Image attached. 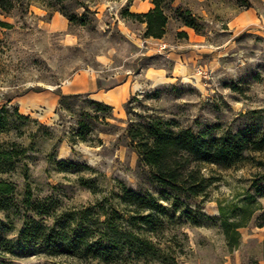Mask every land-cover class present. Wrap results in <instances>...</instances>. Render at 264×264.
<instances>
[{
  "label": "rangeland",
  "instance_id": "obj_1",
  "mask_svg": "<svg viewBox=\"0 0 264 264\" xmlns=\"http://www.w3.org/2000/svg\"><path fill=\"white\" fill-rule=\"evenodd\" d=\"M141 1L31 0L25 11L21 0H10L13 9L0 14L11 24L0 28V118L6 128L0 154L17 152L0 163V185L14 187L0 194V264H107L104 250L113 231L145 235L122 211V198L128 191L157 195L159 188L120 129L100 133L102 145L73 142L74 119L58 110V94L112 106L118 128L126 126L124 104L138 96L131 103L133 122L143 116L175 120L215 137L264 130V0L247 10L233 0H174L172 7L189 10L202 33L168 11L162 39H143L144 25L123 15L140 13L138 5L147 12ZM72 14L81 21L71 23ZM203 172L215 178L200 211L209 218L165 221L171 244L161 247L173 242L181 252L178 264H264V226H256L264 213V180L253 186L262 170L246 161L237 169L208 166ZM248 196L256 211L239 229L240 246L229 251L215 220L217 201L230 209ZM135 261L124 252L113 262Z\"/></svg>",
  "mask_w": 264,
  "mask_h": 264
},
{
  "label": "trees",
  "instance_id": "obj_2",
  "mask_svg": "<svg viewBox=\"0 0 264 264\" xmlns=\"http://www.w3.org/2000/svg\"><path fill=\"white\" fill-rule=\"evenodd\" d=\"M50 3L60 4L67 0H48ZM152 8L145 13L123 12L144 25L143 39H162L166 34L169 22L167 12L174 14V19L182 25L192 29L196 34L202 33L201 24L189 10L172 7L174 0H148ZM242 10L252 8L259 0H233ZM31 0H21V9L27 11ZM10 0H0V14L7 15L13 9ZM68 20L73 23L81 21L75 14L69 15ZM11 24L0 20V28H10ZM179 38H186L185 32L177 33ZM58 110L72 116L75 123L72 141L87 145L101 144L100 133L113 135L121 130L126 146L137 156L140 166L147 170L149 180L159 188L157 195L146 193L125 192L123 195L124 208L122 211L129 215V220L145 229V235L132 232L117 233L108 237L109 248L104 250V261L114 264V257L118 254L123 258L124 252L136 256L134 264H141L140 258H152L159 264H165L163 257L169 258L167 264H178L177 254L172 245L163 249L164 242L171 244L165 238L164 222L178 219L193 221L195 216H204L200 211L210 201V188L215 178L205 176L203 170L214 166L225 170L237 169L246 161L262 170V174L254 175L253 186L264 180V159H257L255 154H264V130L257 133L237 131L235 133L215 136L196 134L190 128L183 127L175 120H163L150 116H143L142 120L133 122L131 117V103L138 102V96L131 97L125 104L127 116L126 126L118 128L111 120H116L112 114V106L100 101L87 98L84 95L58 94ZM23 118L22 116H19ZM5 124L0 118V133L5 132ZM16 151L0 154L3 159L10 160ZM64 165L65 162H59ZM258 175H261L260 177ZM259 177V178H258ZM14 187L0 185V194H11ZM30 192H27L29 203ZM254 200L248 196L241 207L228 209L217 201V220L222 230L226 248L229 251L240 246L241 235L239 229L247 227L253 218L256 208L249 204ZM177 215V216H176ZM258 218L262 222L256 224L264 226V213ZM174 233V232H171ZM134 261V260H132ZM133 263V262H132Z\"/></svg>",
  "mask_w": 264,
  "mask_h": 264
},
{
  "label": "crops",
  "instance_id": "obj_3",
  "mask_svg": "<svg viewBox=\"0 0 264 264\" xmlns=\"http://www.w3.org/2000/svg\"><path fill=\"white\" fill-rule=\"evenodd\" d=\"M141 5L146 6V11H148L150 9V7L152 6L148 0L141 1ZM137 11L140 13H145V12H143L141 6H139V5H138Z\"/></svg>",
  "mask_w": 264,
  "mask_h": 264
},
{
  "label": "bare ground",
  "instance_id": "obj_4",
  "mask_svg": "<svg viewBox=\"0 0 264 264\" xmlns=\"http://www.w3.org/2000/svg\"><path fill=\"white\" fill-rule=\"evenodd\" d=\"M114 102L117 103V99Z\"/></svg>",
  "mask_w": 264,
  "mask_h": 264
}]
</instances>
